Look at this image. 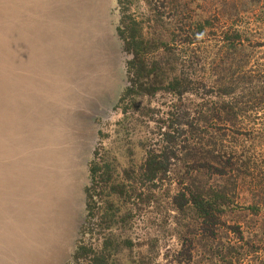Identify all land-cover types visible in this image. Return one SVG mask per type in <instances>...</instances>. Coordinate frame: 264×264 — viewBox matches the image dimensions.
Masks as SVG:
<instances>
[{"label": "rangeland", "instance_id": "374dc122", "mask_svg": "<svg viewBox=\"0 0 264 264\" xmlns=\"http://www.w3.org/2000/svg\"><path fill=\"white\" fill-rule=\"evenodd\" d=\"M131 1L129 13L146 19L142 0ZM213 1H196L208 2L202 16ZM237 7L221 9L222 23L236 16L230 20L246 34L244 45H263L236 57L249 55L244 70L263 77L255 85L264 88V2ZM119 19L117 0H0V264L70 263L86 217L94 153L119 179L125 170L138 179L123 202L127 217L112 229L113 241L129 242L117 249L115 264H228L230 245L247 251L233 264H260L264 245L246 247H257L264 235V104L241 123L252 133L239 144L253 155V174L228 186L230 204L217 214L211 236L191 206L178 213L171 204L190 183L183 177L179 184L181 163L172 162L161 184L138 178L147 152L165 145L163 135L178 137L175 120H161L178 101L159 94L136 99L143 116L117 108L130 59L116 35ZM150 33L169 42L161 29ZM224 139L232 141L229 133ZM201 178L211 184L207 174Z\"/></svg>", "mask_w": 264, "mask_h": 264}, {"label": "trees", "instance_id": "16d2710c", "mask_svg": "<svg viewBox=\"0 0 264 264\" xmlns=\"http://www.w3.org/2000/svg\"><path fill=\"white\" fill-rule=\"evenodd\" d=\"M196 1L142 0L149 15L140 19L129 13L131 0H117L120 19L116 35L122 42L123 52L130 56L125 66L127 86L117 108L123 114L134 110L143 116L146 111L144 108L137 110L136 99L159 94L178 101V105L171 103L167 112L162 113L165 119L160 118L175 120L178 137L163 135L165 145L159 146L158 153L151 149L147 152L138 169V178L161 184L169 180L172 162L181 163L184 171L180 183L178 174H172L176 186L184 184L183 177L190 183L189 187L180 188L181 192L176 190L171 204L178 213L191 206L195 218L202 221L205 229H211V233L206 232L212 236L220 222L217 214L230 204L226 189L240 182L239 177L251 178L253 174V155L249 156L246 148L239 144L252 133H244L241 123L264 104V88L255 85L259 76L254 75V71L244 70L249 55L243 60L236 57L239 50L263 45H244L248 40L246 34L234 20L231 22L236 16L223 24L225 15L221 9L228 6L239 11L237 4L254 6L264 0H214L210 3L211 11L205 16L199 11L202 12L201 7L208 2L203 6ZM154 28L161 29L169 42L152 36L150 31ZM208 40L214 45L205 44ZM226 133L232 137L231 143L225 141ZM88 171L86 217L69 264H115L117 249L122 245L127 247L129 242L113 241L112 229L125 213L126 203L123 202L130 200L131 185L138 179L131 170L123 171L124 178L119 179V172L108 161L99 159L97 153ZM203 174L211 177L209 186L207 180L201 178ZM127 215L121 216V224ZM263 245L264 235L259 238L257 247L247 245L246 248L259 251L258 247ZM255 250L253 252H257ZM227 252L228 264L238 262L247 253L238 251L234 245H230ZM261 259L260 264H264V253Z\"/></svg>", "mask_w": 264, "mask_h": 264}]
</instances>
